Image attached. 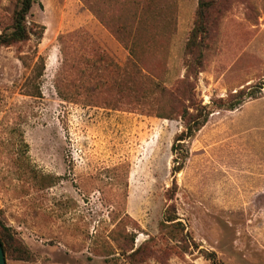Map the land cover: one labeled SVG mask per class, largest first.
Here are the masks:
<instances>
[{"label": "rangeland", "instance_id": "obj_1", "mask_svg": "<svg viewBox=\"0 0 264 264\" xmlns=\"http://www.w3.org/2000/svg\"><path fill=\"white\" fill-rule=\"evenodd\" d=\"M27 26L0 49L7 264H264V0H37Z\"/></svg>", "mask_w": 264, "mask_h": 264}, {"label": "trees", "instance_id": "obj_2", "mask_svg": "<svg viewBox=\"0 0 264 264\" xmlns=\"http://www.w3.org/2000/svg\"><path fill=\"white\" fill-rule=\"evenodd\" d=\"M37 0H19V4L17 9L14 12L13 16V24L8 31H3L0 33V49L2 47H9L13 44L20 43L26 40H29L30 36L33 34L32 28L27 26V17L33 7V4ZM204 2H200V9L204 7ZM36 33V32H35ZM194 35V33H193ZM188 74L191 72L190 67L187 68ZM245 94L241 93L239 96H243ZM238 97V96H237ZM235 97V98H237ZM252 97V94L251 96ZM189 106L186 107L185 117L186 121V131L183 132L177 139L176 142H183L187 139H190L195 133L199 132L202 127H204L208 121V109L206 106H202L198 102L193 100V96L189 97L188 100ZM229 110H234L238 105L241 104V101H227ZM190 110H193V113H197V115H193L190 113ZM204 118L202 119V117ZM180 145V143L178 144ZM173 151L176 152V147L173 148ZM177 162V160H176ZM178 163V162H177ZM182 169L181 165L175 167L173 169L174 173L178 172ZM0 241L3 248L4 253H6L5 243L0 235ZM19 249L21 255L19 256V261L29 262L30 257H25L24 254ZM212 264H218L217 260L214 258H210Z\"/></svg>", "mask_w": 264, "mask_h": 264}, {"label": "water", "instance_id": "obj_3", "mask_svg": "<svg viewBox=\"0 0 264 264\" xmlns=\"http://www.w3.org/2000/svg\"><path fill=\"white\" fill-rule=\"evenodd\" d=\"M0 264H7L5 253L1 245V241H0Z\"/></svg>", "mask_w": 264, "mask_h": 264}]
</instances>
